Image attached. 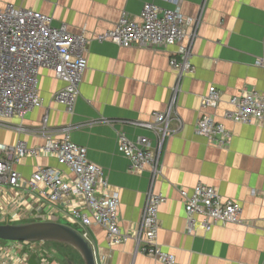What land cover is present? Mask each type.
I'll return each instance as SVG.
<instances>
[{
	"label": "crops",
	"instance_id": "0c3cea01",
	"mask_svg": "<svg viewBox=\"0 0 264 264\" xmlns=\"http://www.w3.org/2000/svg\"><path fill=\"white\" fill-rule=\"evenodd\" d=\"M8 3L45 13L53 17L55 26L67 24L76 33L85 29L89 37L113 29L123 13L138 17L146 3L172 8L167 0H0V7ZM180 7L187 17H201L192 60L194 75L180 78L171 68L174 48H122L93 40L74 113L53 102L65 83L52 71L42 70L39 88L44 105L2 121L0 143L44 145L43 119L48 114L51 134L58 139L68 134L104 169L112 190L119 193V222L124 233L135 234L147 196L154 191L166 197L159 213L158 243L178 264H264V120L238 124L225 119L234 110L232 98L248 89L264 93V69L256 65L263 54L264 0H180ZM213 86L219 89L221 102L215 109H204L202 99ZM173 100L174 115L159 172L154 174L151 168L132 171L119 136L135 139L144 135L155 143V134L138 125L149 122L155 112H166ZM204 115L230 129L233 139L229 146L218 147L196 134ZM38 166L61 168L51 157H24L16 170L26 182ZM199 183L216 187L226 199L239 202L241 222L189 234L180 190L191 191ZM16 197V191L0 183V224L16 212L22 213ZM28 205L34 216L45 208L43 204ZM62 218L51 220L65 224ZM82 233L93 244L98 264H162L139 253L134 239L110 246L107 232L100 226ZM5 244L0 251L8 254L12 247Z\"/></svg>",
	"mask_w": 264,
	"mask_h": 264
},
{
	"label": "built area",
	"instance_id": "2783aa9c",
	"mask_svg": "<svg viewBox=\"0 0 264 264\" xmlns=\"http://www.w3.org/2000/svg\"><path fill=\"white\" fill-rule=\"evenodd\" d=\"M172 8H162L146 3L138 17L123 13L115 27L105 33L89 37L87 31L73 32L69 25L55 26L53 17L31 8L14 4L0 7V123L42 107L44 98L39 88L40 73L50 70L65 83L53 96V102L73 114L81 97L82 85L88 69V53L93 40L111 42L122 48L147 46L156 49L174 48L170 53V66L180 78L194 75V44L198 37L201 17H187L180 7V0H167ZM256 65L264 69L263 54ZM221 102L217 87H210L202 99L204 109H215ZM175 100L166 112H155L149 122L138 126L153 132L154 141L140 135L135 139L126 134L119 136V146L129 158L132 171L151 168L154 174L160 169V157L169 136L170 122L174 115ZM234 110L225 119L238 124H252L264 120V93L248 89L231 99ZM49 115L43 119L42 134L45 143L29 147L19 141L15 145L0 143V183L17 192L16 212L2 224H19L35 219L53 221L57 216L65 224L84 231L94 226L105 229L110 246H118L134 239L139 253L152 257L162 264H178L173 254L158 243L160 208L166 197L151 191L146 199L142 222L134 235L122 231L119 222L120 198L112 190L104 169L93 163L88 150L76 144L67 134L58 139L48 131ZM195 132L218 147L231 144L233 133L222 122L204 115ZM24 157H51L61 168L38 166L29 181H24L16 165ZM187 216V231L205 233L217 226L240 223L242 205L226 199L216 187L199 183L191 191L181 189ZM264 198V191L262 192ZM45 206L43 213L35 216L32 205ZM35 221V222H36ZM56 222V221H55ZM25 223V222H24ZM81 232V231H80ZM82 233V232H81ZM86 237L87 233H83ZM45 242H8L11 252L0 251V264H29L33 252H24L25 245Z\"/></svg>",
	"mask_w": 264,
	"mask_h": 264
},
{
	"label": "water",
	"instance_id": "95a60500",
	"mask_svg": "<svg viewBox=\"0 0 264 264\" xmlns=\"http://www.w3.org/2000/svg\"><path fill=\"white\" fill-rule=\"evenodd\" d=\"M0 241L54 242L74 248L85 264H98L93 244L78 229L55 221L0 224ZM68 264H73L68 262Z\"/></svg>",
	"mask_w": 264,
	"mask_h": 264
},
{
	"label": "rangeland",
	"instance_id": "374dc122",
	"mask_svg": "<svg viewBox=\"0 0 264 264\" xmlns=\"http://www.w3.org/2000/svg\"><path fill=\"white\" fill-rule=\"evenodd\" d=\"M83 232V229L77 227ZM6 241L0 242V247H5ZM24 252H33L29 264H85L82 256L74 248L60 243L45 242L43 244L25 245Z\"/></svg>",
	"mask_w": 264,
	"mask_h": 264
}]
</instances>
